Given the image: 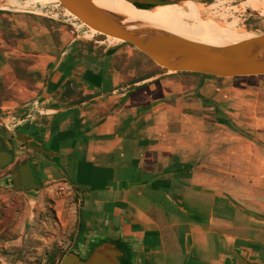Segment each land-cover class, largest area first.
Masks as SVG:
<instances>
[{
    "label": "crops",
    "instance_id": "0c3cea01",
    "mask_svg": "<svg viewBox=\"0 0 264 264\" xmlns=\"http://www.w3.org/2000/svg\"><path fill=\"white\" fill-rule=\"evenodd\" d=\"M17 16L0 77L6 58L22 59L38 97L10 122L55 155L36 154L30 190L77 192L78 253L108 243L120 264H264L259 84L164 70L125 82L118 51Z\"/></svg>",
    "mask_w": 264,
    "mask_h": 264
},
{
    "label": "rangeland",
    "instance_id": "374dc122",
    "mask_svg": "<svg viewBox=\"0 0 264 264\" xmlns=\"http://www.w3.org/2000/svg\"><path fill=\"white\" fill-rule=\"evenodd\" d=\"M14 1L24 3L31 0ZM173 1H183L181 6L175 5L169 14L171 24L178 31L187 32L192 27H199L198 31L203 30L200 23L194 22L189 15L190 6H183L187 0ZM191 1L205 8L204 20L214 19L221 26H230L239 34L255 36L264 32V0ZM244 2H251L256 12L244 7ZM8 3L9 0H0V54L3 56L9 53L12 56L9 48L14 46L18 34L17 15H28L50 19L64 26L74 36H80L87 42H101L104 49L118 51L115 58L116 68L122 73L125 82L139 81L154 69V65L146 61L132 46L122 42L110 44L103 35H91L89 28L79 20L64 16L65 11L57 1L39 11H27L21 7L18 9ZM212 5L216 8L212 9ZM5 62L6 73L0 77V121L10 124L11 117L36 103L38 94L35 77L27 70L26 62L9 58ZM137 62L140 63L138 68L135 67ZM128 74H133V77ZM235 80L248 82L250 85L259 84L261 88L258 97L264 101V76L241 77ZM8 128L11 132L0 126V135L15 149V157L13 163L1 173L5 174L2 180L7 185L0 188V264H60L70 252L80 251L78 241L82 218L79 196L65 181L56 186L46 184L37 190H21L14 182L15 168L26 160L33 162L36 154H43L27 148L16 137L15 132L26 135L16 124L11 123Z\"/></svg>",
    "mask_w": 264,
    "mask_h": 264
},
{
    "label": "water",
    "instance_id": "95a60500",
    "mask_svg": "<svg viewBox=\"0 0 264 264\" xmlns=\"http://www.w3.org/2000/svg\"><path fill=\"white\" fill-rule=\"evenodd\" d=\"M124 1L139 10L149 11L157 7L180 5L183 2ZM57 2L64 11L70 12L89 29L132 46L168 73H194L220 79L264 76V32L224 47H214L157 29L128 27L124 25L122 17L99 9L92 0H58ZM0 124L5 128L3 122L0 121ZM15 135L27 148L47 157L55 156L50 150L33 144L26 135L18 132H15ZM1 149L0 144V169H4L11 164L14 155L6 149ZM17 172L21 180L18 182L21 189L28 191L40 187L35 183L30 162L18 167ZM88 252L86 257L80 253L70 252L60 264H120L121 254H118L108 243L97 246L91 244ZM238 260L240 264H245L242 260Z\"/></svg>",
    "mask_w": 264,
    "mask_h": 264
},
{
    "label": "bare ground",
    "instance_id": "6f19581e",
    "mask_svg": "<svg viewBox=\"0 0 264 264\" xmlns=\"http://www.w3.org/2000/svg\"><path fill=\"white\" fill-rule=\"evenodd\" d=\"M56 1L58 0H31L29 2L25 1L24 3H16V1L14 0H9L10 4L8 3V5H11L12 7H18V9L22 8L27 11H39L43 10V8L47 5L55 3ZM92 2L99 9L122 17L124 19V25L128 27L157 29L214 47H224L237 41L253 37L249 34L245 35L234 32L230 26H221V24L217 23L214 19L208 18L204 20L203 16L205 8L202 5L191 1L185 2L183 6H190L189 15L194 20V22L198 24L200 23L201 28H203V30L201 31L197 30L199 27H192L187 32L178 31L169 20V14L175 5H171V7H157L149 11L139 10L131 4L125 2L124 0H92ZM248 3L244 2V7L256 12V8L253 6V4L251 2ZM211 8L213 9L216 7L215 5H212ZM257 13L263 16L262 13ZM65 14L69 17L75 18L68 11H65ZM89 33L91 35L99 34L98 32L92 29H89ZM107 42H109L110 44H116L120 43L121 41L116 38L107 37Z\"/></svg>",
    "mask_w": 264,
    "mask_h": 264
},
{
    "label": "flooded vegetation",
    "instance_id": "af4514ba",
    "mask_svg": "<svg viewBox=\"0 0 264 264\" xmlns=\"http://www.w3.org/2000/svg\"><path fill=\"white\" fill-rule=\"evenodd\" d=\"M0 144L2 145V149L1 150H4V149H6L8 152H12L13 153V155H14V157H15V152H14V148L12 147V146H9V143H8V140L5 138V137H3L2 135H0ZM13 161H14V159H13ZM13 161L11 162V164L13 163ZM28 162H30V165H31V168H32V170H33V177L35 178V183L36 184H41L42 183V180H41V174H40V172H39V169L37 168V166H35L34 165V163L32 162V161H28V160H26L23 164H21L20 166H22V165H24V164H26V163H28ZM10 164V165H11ZM19 166V167H20ZM7 168V167H6ZM18 168V167H17ZM17 168H15V172H14V174H13V178H14V182H15V184L17 185V186H19V188H20V184H17V181H21L20 180V177H19V173L17 172ZM5 169V168H4Z\"/></svg>",
    "mask_w": 264,
    "mask_h": 264
},
{
    "label": "trees",
    "instance_id": "16d2710c",
    "mask_svg": "<svg viewBox=\"0 0 264 264\" xmlns=\"http://www.w3.org/2000/svg\"><path fill=\"white\" fill-rule=\"evenodd\" d=\"M47 21H51L50 19H47ZM52 22V21H51ZM128 45V44H127ZM140 55H142V57L146 60V61H148L151 65H154V69L152 70V72H150L147 76H150V75H153V74H156V73H158V72H160V71H162L163 69H161L160 67H158L156 64H154L148 57H146L145 55H143L142 53L140 54ZM140 65V63H135V67L136 68H138V66ZM185 74H190V75H197L198 76V74H194V73H185ZM146 76V77H147ZM205 77H210V76H205ZM237 79V78H236ZM219 80H223V79H220L219 78ZM48 158V160H50L51 161V157H47ZM81 241H82V243H85L86 242V239H80L79 241H78V243H81Z\"/></svg>",
    "mask_w": 264,
    "mask_h": 264
},
{
    "label": "built area",
    "instance_id": "2783aa9c",
    "mask_svg": "<svg viewBox=\"0 0 264 264\" xmlns=\"http://www.w3.org/2000/svg\"><path fill=\"white\" fill-rule=\"evenodd\" d=\"M64 16H66V14H64ZM36 105H37V103H36ZM4 126H5V128H6V129H8V130H9V128H8V125H7V124H4Z\"/></svg>",
    "mask_w": 264,
    "mask_h": 264
}]
</instances>
